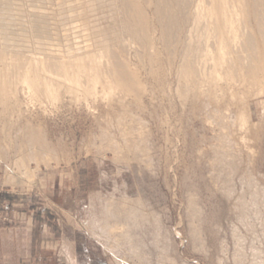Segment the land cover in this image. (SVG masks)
Listing matches in <instances>:
<instances>
[{
  "label": "rangeland",
  "instance_id": "1",
  "mask_svg": "<svg viewBox=\"0 0 264 264\" xmlns=\"http://www.w3.org/2000/svg\"><path fill=\"white\" fill-rule=\"evenodd\" d=\"M78 1L0 0V264H264V2Z\"/></svg>",
  "mask_w": 264,
  "mask_h": 264
},
{
  "label": "bare ground",
  "instance_id": "2",
  "mask_svg": "<svg viewBox=\"0 0 264 264\" xmlns=\"http://www.w3.org/2000/svg\"><path fill=\"white\" fill-rule=\"evenodd\" d=\"M5 1V0H4ZM78 1V0H77ZM263 2H264V0H262ZM79 3H81L80 1H78ZM28 3V2H27ZM30 3V2H29ZM33 4V3H32ZM23 5V4H22ZM36 5V4H35ZM44 6V5H43ZM45 6H47V5H45ZM83 6V5H82ZM86 6V5H85ZM88 6V5H87ZM229 6L231 7L232 6V3L230 2V4H229ZM23 7H25L24 5H23ZM45 8V7H44ZM86 8V7H85ZM24 9V8H23ZM30 9V8H29ZM82 9V8H81ZM87 9V8H86ZM89 9H90V7H89ZM8 10V9H7ZM36 10V9H35ZM38 10V9H37ZM36 10V11H37ZM213 10H214V13H215V16H214V18H213V23H214V25H215V27L217 28V27H219V26H221V20H223L224 21V19H225V11L224 10H220V6L218 5V3H216V2H214L213 3ZM48 12V11H47ZM46 12V13H47ZM55 13V12H54ZM87 13H88V11L85 13V15H87ZM36 14V13H35ZM42 14V13H41ZM44 14V13H43ZM95 14L96 13H94V16H95ZM103 14H104V12H103ZM53 15V14H52ZM88 15H89V13H88ZM87 15V16H88ZM98 15V14H97ZM105 15V14H104ZM46 16V15H45ZM86 16V17H87ZM106 16V15H105ZM88 17H90V15L88 16ZM87 17V18H88ZM102 18H104V17H102ZM106 18L109 20V17L108 16H106ZM22 19V18H21ZM93 19V18H92ZM96 19V18H95ZM95 19H93L94 21H95ZM221 19V20H220ZM44 20V19H43ZM88 20V19H87ZM103 20V19H102ZM50 21V20H49ZM48 21V22H49ZM56 22V21H55ZM81 22H84V21H81ZM88 22V21H87ZM89 22H92V21H89ZM94 22H92V25H94L93 24ZM98 23H99V21H98ZM98 23H96L95 25H97ZM108 23V22H107ZM123 24H124V28L125 29H127V30H129L130 31V28L128 27V25L127 24H125V22H123ZM198 24H199V22L197 23V25L196 26H198ZM87 25H89V23L87 24ZM94 25V26H95ZM99 25V24H98ZM55 27H56V25H55ZM59 27V26H58ZM58 27H57V30H58ZM89 26H87V28H88ZM93 27V26H92ZM98 27V26H97ZM193 27H194V25H193ZM94 28V27H93ZM261 28H264V26H261ZM86 29V28H85ZM92 29V28H91ZM62 30H63V28H62ZM88 30H90V29H88ZM95 30V29H94ZM98 30V29H97ZM101 30V29H100ZM99 30V32H101ZM93 31V30H92ZM51 32V31H50ZM60 33V32H59ZM64 32H62V34H63ZM58 34V33H57ZM92 34H95V35H97L98 34V32H97V34H96V30H95V32L94 33H92ZM60 35H61V33H60ZM65 35V34H64ZM101 37V33H100V36H99V40H96V41H94L93 43L94 44H103V41H102V37ZM59 38V37H58ZM61 38H63V36L61 37ZM96 38V37H95ZM95 38H93V39H95ZM98 38V37H97ZM96 38V39H97ZM62 40H64V39H62ZM59 46V45H58ZM56 47V46H55ZM58 47H56V49H57ZM119 219V218H118Z\"/></svg>",
  "mask_w": 264,
  "mask_h": 264
}]
</instances>
